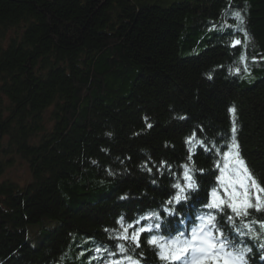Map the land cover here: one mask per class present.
Returning a JSON list of instances; mask_svg holds the SVG:
<instances>
[{"label": "trees", "instance_id": "16d2710c", "mask_svg": "<svg viewBox=\"0 0 264 264\" xmlns=\"http://www.w3.org/2000/svg\"><path fill=\"white\" fill-rule=\"evenodd\" d=\"M0 26L18 27L0 39V178L2 147L31 173L23 185L0 179V264H105L97 247L131 251L110 239L121 216L126 226L159 211L164 235L186 229L176 230L201 214L219 175L214 149L188 160L193 133L211 149L231 142L235 123L264 186V0H0ZM184 164L200 187L177 206L181 224L162 205ZM230 214L217 213L226 232ZM245 219L264 222V210ZM254 228L259 238L243 239L264 264ZM152 234L140 236L141 264H161Z\"/></svg>", "mask_w": 264, "mask_h": 264}, {"label": "snow or ice", "instance_id": "6c2138e0", "mask_svg": "<svg viewBox=\"0 0 264 264\" xmlns=\"http://www.w3.org/2000/svg\"><path fill=\"white\" fill-rule=\"evenodd\" d=\"M234 19L243 23L240 12L234 13ZM239 43V40L233 41L232 46ZM241 60L244 62L245 58L241 57ZM235 71L238 73L240 70L236 69ZM232 111L235 110L232 109ZM185 143L188 145V160L190 162H192V156L195 154L197 146L202 147L205 152L214 149L220 158L215 165L219 171V175L216 177L217 187L207 193L208 201L203 205L201 214L195 218L194 226L187 231L180 230L166 236L163 233L167 231V226L165 225L162 230L165 221L160 217L159 211L149 212L126 226L124 218L121 216L117 223L122 231L116 232L115 236L110 239L128 242L131 251L125 243L116 244L115 251L107 247H97L95 249L98 254L96 259H100L106 253L105 264H141L144 258L143 253L140 252L138 256L136 253V249L141 246L140 236L146 232H155L157 234L150 235L146 243L156 251L161 264H249L248 256L252 252V248L245 245L243 238L245 236L259 238L254 225L258 224L261 231H264V222L254 219L246 220L245 218L249 216L250 209H255L257 212L264 210V186L260 185L240 156L235 123L231 129L230 143L217 147L214 142H211L210 149L203 140L196 138L195 133L188 137ZM221 148L226 150L221 153ZM221 160L223 161L222 165ZM165 166V163L162 162L160 169ZM142 167H146V165ZM167 167L171 171V166ZM182 168L183 184L178 180L172 185L176 190L175 194L162 205L165 216L177 217L181 224L184 223V217L182 213L177 212V206L191 199L189 193L198 192L200 187L193 176L194 168L189 164L182 165ZM147 170L148 172L152 171L151 168ZM152 183L155 184L156 181L153 180ZM120 199H127V196H122ZM225 207L231 213L226 217V223L231 226L229 235H226L217 224V213H223ZM237 218L240 220V227H236ZM143 220L156 222L138 226ZM130 229H132L131 232ZM234 237L240 238V242L237 243ZM259 248L264 250V242L260 243ZM261 260H264V256H261Z\"/></svg>", "mask_w": 264, "mask_h": 264}, {"label": "rangeland", "instance_id": "374dc122", "mask_svg": "<svg viewBox=\"0 0 264 264\" xmlns=\"http://www.w3.org/2000/svg\"><path fill=\"white\" fill-rule=\"evenodd\" d=\"M18 27L12 28L11 26H0V39L8 40L11 36L16 33ZM20 31L21 28L19 27ZM51 108L45 113L46 127L49 128L51 121H48V113ZM5 153L2 156L3 161L5 160L7 165L5 166L4 172L1 175V180H11L17 182L20 185L28 182L31 178V173L26 160L16 153L13 147H2Z\"/></svg>", "mask_w": 264, "mask_h": 264}]
</instances>
